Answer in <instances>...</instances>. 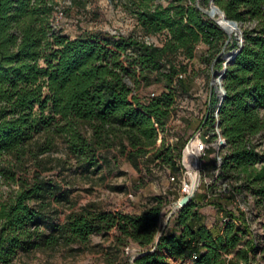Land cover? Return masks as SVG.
Returning <instances> with one entry per match:
<instances>
[{
  "label": "trees",
  "instance_id": "1",
  "mask_svg": "<svg viewBox=\"0 0 264 264\" xmlns=\"http://www.w3.org/2000/svg\"><path fill=\"white\" fill-rule=\"evenodd\" d=\"M196 1L152 5L142 0L133 7L146 35L166 32L156 44L101 29L70 37L52 24L53 0H0V178L18 183L0 201V264L35 249L77 250L92 233L111 229L118 244L133 241L143 248L132 263L116 264H264V240L241 208L216 202L223 212L217 231L204 222L194 195L164 227L161 194L152 195L139 211L88 202L60 221L57 204L66 193L41 171L47 167L39 155L59 142L85 169H99L121 155L135 168L150 156L170 172L179 170L181 148L165 141V133L177 94L188 92V61L183 59H193L203 43L200 57L213 64L227 39ZM214 2L242 23L243 36L222 78L219 122L226 141L216 179L233 180L231 197L248 190L264 206V155L254 141L264 131V0ZM238 45L232 37L225 49ZM222 63L218 58L213 67L221 70ZM152 78L164 89L138 95L136 84ZM28 160L36 166L31 175H17Z\"/></svg>",
  "mask_w": 264,
  "mask_h": 264
},
{
  "label": "rangeland",
  "instance_id": "2",
  "mask_svg": "<svg viewBox=\"0 0 264 264\" xmlns=\"http://www.w3.org/2000/svg\"><path fill=\"white\" fill-rule=\"evenodd\" d=\"M140 1L142 0H53L54 11L51 20L56 29L70 37H75L84 30L101 29L111 33H132L161 44L166 37L165 31L146 35L138 24L133 7ZM168 1L149 0V3L165 5ZM200 3L206 6L208 0H200ZM227 48H230V45ZM204 49L206 45L200 43L193 59L181 58L185 62L188 61L189 73L185 77L188 92L177 94L174 116L171 117L169 130L165 133V141H169L170 136H173L172 142L181 149L199 125L201 115L218 98V92L215 91L213 96L211 94L209 104L212 64L205 63L200 57V52ZM129 83L134 85L133 79L129 78ZM134 89L138 95L147 96L162 91L164 84L152 78L150 82L139 81ZM254 141L258 143V148L264 155V131L257 135ZM39 157L42 158L41 165L47 167L42 168V174L59 181L66 193L64 202L57 204L60 212L56 219L60 221L69 210L80 209L88 202H93L101 208L139 211L145 207L152 195L161 194L166 199L160 219V225L164 227L168 219H172L173 214L170 212L175 202L182 196L175 182L169 179L170 170L165 165L156 163L150 156L141 162L139 168H135L124 156L118 155L111 157L110 161L99 169H85L77 165L75 159L67 154L64 144L59 142L56 147L40 154ZM201 162V175L211 179L209 186L201 181L194 193L204 222L216 231L220 228L223 212L218 209L216 202L226 208H241L246 212L253 232L263 243L264 206L256 204L254 196L248 190L238 191L233 197L229 195L233 180L214 177V152L211 149L206 151ZM25 168L27 170L19 171L17 175H31L36 166L32 160H28L25 162ZM173 174L176 172L173 171ZM214 182L215 189L212 190L210 188H213ZM17 187L16 181L2 176L0 201L5 200ZM115 234V229L104 234L92 233L88 241L78 246L77 250L67 246L54 250L35 249L19 254L10 264H116L123 259L132 263L133 258L143 248L133 241L118 244L114 238Z\"/></svg>",
  "mask_w": 264,
  "mask_h": 264
},
{
  "label": "built area",
  "instance_id": "3",
  "mask_svg": "<svg viewBox=\"0 0 264 264\" xmlns=\"http://www.w3.org/2000/svg\"><path fill=\"white\" fill-rule=\"evenodd\" d=\"M146 41L151 42L147 39ZM182 75L183 74H180V76ZM216 86V92H218L217 101L212 106H209L208 110L201 115L199 125L186 140L183 148L181 149L180 157L177 159V162L179 163V170L176 172V174H173V172L169 171V179L171 180V182H175V184L178 186V191L182 196L191 193V191L193 190V185L197 173L199 175L198 185L201 181L204 182L206 186H209L211 184L210 178H207L205 175H201V172L203 171L201 160L208 149H211L214 152V167L212 170V172L214 173V177L217 176L219 167L222 162V154L224 151L226 140L221 131L219 122V106L222 95L221 86L218 82L216 83ZM218 88L220 89V91L218 90ZM210 100L211 94L209 104ZM173 140L174 137L170 136L169 141L167 142L172 143ZM181 197H179V199ZM177 204L178 200L175 202L174 207L170 212L171 215L176 210H178L175 209ZM128 248L129 247H127V249Z\"/></svg>",
  "mask_w": 264,
  "mask_h": 264
},
{
  "label": "water",
  "instance_id": "4",
  "mask_svg": "<svg viewBox=\"0 0 264 264\" xmlns=\"http://www.w3.org/2000/svg\"><path fill=\"white\" fill-rule=\"evenodd\" d=\"M196 5L200 10H202L209 17H211L213 20H215L219 24V26L227 33V39L225 41V44H224L222 50L217 55V57L215 58V61H214V63H215L218 58H222L223 59V63H222L223 68L221 70L215 69L213 67L214 63L212 64V68H211V80H210L211 90H210V94H212L213 91H216V87H217L216 83L218 82L221 86V92H222L221 100H220V104H221V101L223 100L224 95H225V88L222 85L223 74L226 70L227 64L231 61L232 57L236 54V52L240 49V47L242 45V41H243L242 29H241L242 23L235 20V19L227 17L225 15L224 11L214 2V0H209L208 4L206 6L201 5L199 3V0H197ZM213 9L220 11L222 13V18L236 28L234 33H233V36L225 29V27L221 24L220 20L211 16V11ZM232 37L239 40V45H238L237 49H235V50L226 51V49H225L226 45L232 40ZM198 180H199V175L197 173L195 181H194V185H193V190L191 191V193L185 194L180 199H178V204L175 207V209H179L181 206L185 205L192 198L193 193H194V191L198 185ZM157 239H158V237H157Z\"/></svg>",
  "mask_w": 264,
  "mask_h": 264
},
{
  "label": "bare ground",
  "instance_id": "5",
  "mask_svg": "<svg viewBox=\"0 0 264 264\" xmlns=\"http://www.w3.org/2000/svg\"><path fill=\"white\" fill-rule=\"evenodd\" d=\"M211 16L220 20L221 24L225 27V29L233 36V33H234L236 28L222 18V13L220 11L213 9L211 11ZM218 90L220 91L219 88H218Z\"/></svg>",
  "mask_w": 264,
  "mask_h": 264
}]
</instances>
